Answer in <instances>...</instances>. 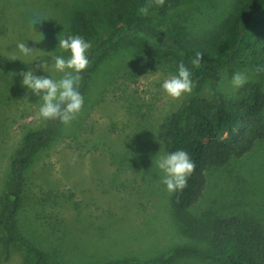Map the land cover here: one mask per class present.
I'll use <instances>...</instances> for the list:
<instances>
[{
	"label": "rangeland",
	"instance_id": "rangeland-1",
	"mask_svg": "<svg viewBox=\"0 0 264 264\" xmlns=\"http://www.w3.org/2000/svg\"><path fill=\"white\" fill-rule=\"evenodd\" d=\"M197 1L191 4L214 7L220 0ZM70 10L55 18V29L66 25ZM33 48L38 50L21 55L0 29L5 70L0 73L5 81L0 83V187L11 150L24 131L42 124L36 97L26 94L21 77L14 75L28 68L46 75L38 61L29 62L53 54L42 46ZM236 71L247 80L257 78L249 66L242 65L173 99L160 88V82L172 74L167 65L133 49L109 55L92 73L81 112L70 126L62 125L50 145L35 152L26 168L16 213L21 233L54 264L110 260L140 264L191 243L177 230L170 193L160 183L159 170L151 165L159 147L165 151L156 130L191 93L205 98L216 91L234 94L237 89L229 80ZM49 75L59 76L54 70ZM218 198L264 218V141L232 165L209 172L202 197L190 210L199 212ZM183 258L175 262H208ZM0 264H24L21 249L0 244Z\"/></svg>",
	"mask_w": 264,
	"mask_h": 264
},
{
	"label": "trees",
	"instance_id": "trees-1",
	"mask_svg": "<svg viewBox=\"0 0 264 264\" xmlns=\"http://www.w3.org/2000/svg\"><path fill=\"white\" fill-rule=\"evenodd\" d=\"M194 1L0 0V29L12 38V45L26 38L38 41L41 34V41L28 40L26 46L48 51L54 50L56 37H84L90 49L89 63L81 72L82 96L96 68L123 49L156 59L171 73L183 62L195 90L206 81H216L222 72L249 66L257 78L247 80L234 94L216 91L205 98L191 93L158 125L156 138L163 149H183L194 163L185 187L169 196L177 230L191 243L140 264H178L175 259L183 257L207 264H264L262 216L220 198L199 212L190 210L202 197L209 172L232 165L264 141V0H220L214 7L191 4ZM141 7L147 9L145 14L139 12ZM69 9L66 25L55 29V18ZM33 18L40 21L31 28ZM196 52L201 53V60L193 67ZM49 53L63 54L59 48ZM4 71L2 58L0 73ZM61 128L56 120H42L41 125L27 129L6 164L0 187V244L20 248L24 264H54L21 233L16 213L26 168L35 152L50 145ZM101 264L129 263L110 260Z\"/></svg>",
	"mask_w": 264,
	"mask_h": 264
},
{
	"label": "clouds",
	"instance_id": "clouds-1",
	"mask_svg": "<svg viewBox=\"0 0 264 264\" xmlns=\"http://www.w3.org/2000/svg\"><path fill=\"white\" fill-rule=\"evenodd\" d=\"M146 11L147 9L144 7L139 9L141 14H145ZM39 21L33 18L30 24L31 28L33 23ZM39 35L41 39L38 41L31 38L16 41L15 50L25 56L34 53V50L38 49L27 47L26 41L39 42L42 40V35ZM56 40L57 44L54 50L59 48L63 54L51 55L47 58H34L29 62L38 61L40 71L46 75H37L35 69L32 68L14 73V75L21 77L19 82L21 87L25 89L26 94L30 93L33 97H36L38 119L56 120L61 125L68 127L81 112L84 105V97L81 95L79 87L81 72L89 63L90 43L79 34L56 37ZM200 60L201 53L196 52L195 58L191 60L192 66H199ZM49 70L58 73V78L50 76ZM246 82L247 76L239 71L233 72L229 80V84L234 90L240 88ZM193 86L191 73L183 62H179L175 72L169 74L167 78L160 82V88L163 92L173 99L190 93ZM153 163L161 173L160 183L164 185L165 190L169 193L182 190L194 168L192 159L183 149L161 151L159 147V150L151 158V165Z\"/></svg>",
	"mask_w": 264,
	"mask_h": 264
}]
</instances>
